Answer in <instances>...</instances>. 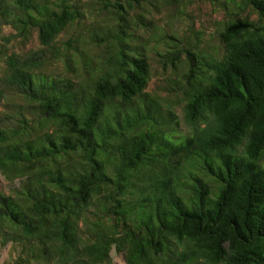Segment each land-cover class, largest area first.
<instances>
[{
    "label": "trees",
    "instance_id": "1",
    "mask_svg": "<svg viewBox=\"0 0 264 264\" xmlns=\"http://www.w3.org/2000/svg\"><path fill=\"white\" fill-rule=\"evenodd\" d=\"M194 1L0 0L6 41L39 45L0 46L10 264H264V0H204L208 40L147 17Z\"/></svg>",
    "mask_w": 264,
    "mask_h": 264
},
{
    "label": "rangeland",
    "instance_id": "2",
    "mask_svg": "<svg viewBox=\"0 0 264 264\" xmlns=\"http://www.w3.org/2000/svg\"><path fill=\"white\" fill-rule=\"evenodd\" d=\"M89 0H82V3L89 5ZM186 2V1H185ZM90 6V5H89ZM184 11L186 12V15L180 14L179 11H175L174 9H170L169 7H163L162 5H158L157 8L152 9L150 12H147L145 7V12H147V17L154 21L155 24L165 31H168L171 29L174 33H178L182 35L184 32L188 30V28L191 26V24L194 21L195 28L204 29L206 30L207 35L213 32V21L219 18V14H216L212 12V8L209 6V4L205 3L204 0H196L192 2V4L187 5ZM87 14V21H84L85 25L83 28L88 25V23L96 21V20H102L104 17L101 14L97 17V12H86ZM104 14V13H103ZM189 15V16H188ZM87 30V29H86ZM15 31L10 27H3L2 30H0V46H4V48L7 49L8 54H11L13 52L20 54L21 56H26L30 52L36 51L39 49V45L37 42V35L36 33L33 34L31 40H29L25 45H20L19 41H15L14 39L9 42L6 41V38L10 35H13ZM138 35L142 36L145 41L144 45H148V52L147 55L150 58H153V49L157 48V51L161 50L160 45H157V41L160 40L159 37V31L157 30L155 35H153L152 30L146 35H143V31L138 32ZM211 36V35H210ZM210 36L206 37V40L210 38ZM149 39V40H148ZM148 40V41H147ZM157 46V47H156ZM6 67L4 66L3 61H0V78L3 77V72ZM63 73V66L61 64H53L51 66L46 67L42 74L46 76H52L56 77ZM156 79H154L150 85L151 88L158 85ZM5 98L8 100H11V94L9 93V90L7 87H4ZM3 104V103H2ZM3 109V107L0 105V111ZM19 182L16 181L14 183H9L4 180L2 176H0V189L5 194L9 195L11 194L12 190L15 188H18ZM112 258L115 264H124L123 258L121 255H117L115 253L112 254ZM0 264H10V246H7L4 248L0 253Z\"/></svg>",
    "mask_w": 264,
    "mask_h": 264
}]
</instances>
